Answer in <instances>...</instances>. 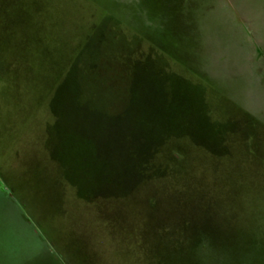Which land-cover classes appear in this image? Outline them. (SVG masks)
Wrapping results in <instances>:
<instances>
[{
	"label": "rangeland",
	"instance_id": "1",
	"mask_svg": "<svg viewBox=\"0 0 264 264\" xmlns=\"http://www.w3.org/2000/svg\"><path fill=\"white\" fill-rule=\"evenodd\" d=\"M264 0H0V264H264Z\"/></svg>",
	"mask_w": 264,
	"mask_h": 264
},
{
	"label": "trees",
	"instance_id": "2",
	"mask_svg": "<svg viewBox=\"0 0 264 264\" xmlns=\"http://www.w3.org/2000/svg\"><path fill=\"white\" fill-rule=\"evenodd\" d=\"M234 16H235L236 22L239 25L241 31L245 32L248 40H250L253 43L254 52L256 54V59L259 60L261 67H262V72L264 73V47L253 36L251 27L248 25L247 21L244 19H241L237 15H234ZM263 77H264V75H263Z\"/></svg>",
	"mask_w": 264,
	"mask_h": 264
}]
</instances>
